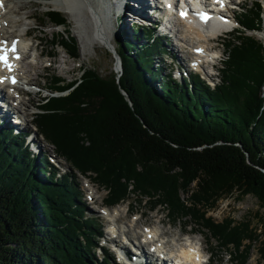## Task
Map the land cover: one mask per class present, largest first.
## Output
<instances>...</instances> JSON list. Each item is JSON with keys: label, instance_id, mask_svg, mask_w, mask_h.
<instances>
[{"label": "trees", "instance_id": "trees-1", "mask_svg": "<svg viewBox=\"0 0 264 264\" xmlns=\"http://www.w3.org/2000/svg\"><path fill=\"white\" fill-rule=\"evenodd\" d=\"M261 6L240 9L212 86L192 73L180 82L164 75L152 62L163 39L144 27L116 40L117 79L89 67L66 83L51 76L31 126L67 164L63 175L0 126V264H110L92 258L96 223L82 217L71 175L102 189L105 205L131 196L171 222L187 217L239 264L261 238L255 250L264 264V228L206 216L232 195L253 196L264 213V46L247 34L260 32ZM44 18L62 26L51 44L77 56L66 19L52 9Z\"/></svg>", "mask_w": 264, "mask_h": 264}, {"label": "rangeland", "instance_id": "rangeland-1", "mask_svg": "<svg viewBox=\"0 0 264 264\" xmlns=\"http://www.w3.org/2000/svg\"><path fill=\"white\" fill-rule=\"evenodd\" d=\"M56 1L57 0H24L22 2H28L30 6L24 12L22 11L17 15L11 14L10 16H8L10 19L21 20L20 25H18L13 29H7L3 25H1V28H3L2 31H5L4 36H6L7 39H10L18 35L20 36L24 35L26 29L30 28L29 29L30 31H27L26 37L22 36L24 42L22 46L23 47L25 46L24 47L25 49L22 50L23 61H20V63L18 64L17 72H19L20 74L21 73L25 74V75L21 74V77L29 81V83H26L27 85L24 84L20 86L22 89H28V91L31 94H29L28 96L20 95V97H18L24 102V105L23 106L18 105L17 111L14 115H16V118H20L21 120L25 121L24 125L22 126L23 130L27 129L30 133H33L34 135L32 140L36 142L35 147L33 146L32 140H29L30 143L28 145L27 150L28 152L31 150V148L38 150L37 155L36 154H32V156L30 155L31 157L35 158L36 161L41 156V154H43V156L45 157L50 156L53 150L52 146L43 142L42 141L43 139L38 135V133L34 132V130L31 127L32 122L30 116L32 112L36 113L37 103H39L41 99H45L48 96H50L49 89H46L50 77L55 76L58 77L59 79H63L65 83L70 82L74 79H77L81 74V71L83 69H86L87 67L92 68L101 77L108 75L109 73H114V74L118 73L119 75V72L117 70L120 69H118L115 64L117 56H115L116 54L112 50V48L116 46L115 45L116 40L122 34L123 35L125 34L124 36L125 38H127V40H131V33L129 31L131 26L133 28L134 27L139 28L140 26L139 23H137L136 21L130 22L129 20H127V17L124 16L125 13H122L121 16L118 15L119 18H116L114 15L112 17V15H110L112 14V8L110 10L108 9L109 15L108 14L105 15L106 11H104L105 14H103V11L101 10L102 11L101 12L97 6L98 3H100V0H92V6L97 11L98 13L97 16L100 17L99 20L102 25L103 31L105 33V36L110 41L109 47L111 49L110 48L108 49V47L102 46L96 41V38L94 36V29H93L94 22H92L91 20L92 15L89 14L88 10L85 9L84 12H77V16L74 17L73 13L67 11V9H65L64 7L63 8L65 9V12L68 15L62 11L59 10L57 11V8L59 6L60 7L62 6L56 5L55 4ZM103 1L104 0H102V3ZM255 1L256 0H241V1L235 0L233 2V5L237 9L235 10L236 12H234L233 14L236 15L238 10H239L238 12L239 14L240 9L242 8L243 5L247 3L251 4L254 3ZM259 1L261 2L262 4L261 7L263 8L262 9L263 20H262V25L259 29L260 32H252V33L248 32L247 34L254 37V39H256L257 41H260L264 46V0H259ZM239 2L241 3V5L238 6L237 3ZM12 7L13 4L7 5L5 12H8V14L10 12L12 13ZM48 9H52V11L59 12L66 19V23H67L66 30H68L69 35L72 36L76 41L75 47L77 48V56H75L73 59L69 58L70 57L69 55H65V52L61 47L53 46L51 44V41H53L55 38L56 30H59V28L61 29L62 26L56 28L55 30L54 28L55 25H53L51 22H47V20L44 18V12ZM30 13H32L33 15L29 19H26V17ZM129 17L131 18L130 14ZM233 24L234 23H232V25ZM143 25H145L144 28L151 29L152 33L155 36V33L153 31L154 26L151 25L150 22L145 23ZM154 25L157 24L154 23ZM181 29H182L181 31L182 34L178 32H174L172 36L170 33H165V32L158 33V35L163 38L164 41V42L162 41L163 47L160 49V53L158 57L152 59V62L154 65H157L158 67L162 68L164 75L170 74L171 71L170 75L174 76L175 67L178 68L181 67L180 68L181 73L182 72H184L185 74L188 73L189 68L187 66L190 65V62L193 60V57L190 55L192 46L198 47V45L200 44H205L210 49L213 48L216 50V52H218V55L220 56L221 59L220 61L224 60V52L222 50V45L220 43L221 42L223 43V40L229 37L231 33L229 34L226 33L224 35L220 34L215 39L216 41L212 43L210 42L208 44L205 43L202 39H198L194 37V35H191L190 38V40L192 41L191 43L189 38H185L187 34H185L184 32H186V30L183 28ZM121 37L122 40L125 41V38L123 36ZM32 45L33 47H31ZM32 48L34 50L36 49L38 51V54H36V51H33ZM50 52L52 54H50ZM41 54L42 56L38 57ZM220 61H213L216 69L219 67ZM205 71L207 74H205ZM198 72L204 79H206L208 85L210 86L212 85V83L217 82L218 80V75H219L218 72L216 77H209V79L207 78V75H210V70L207 67H204V70L202 69V71L200 70ZM24 79L23 81H25ZM1 89L7 93L6 96L10 94V92L6 88L1 87ZM6 96L4 98H6ZM5 100L6 99H4V101ZM4 101L2 102L3 104ZM6 122L10 125L12 124L9 122V120H7ZM37 146H39L40 149H38ZM47 164L50 165L48 162ZM59 164L61 167H58L59 168L57 170L58 176L63 175L65 172H67L68 169L67 164L64 163L63 165L61 162H59ZM54 169L56 168L54 167ZM74 180L76 185L80 187L79 189L81 195L78 198L80 200V206L83 207L82 217L87 219H92L93 221H95L96 227L95 230H93L94 231L93 234L103 236V233L110 229V227L108 228L105 227V223L102 220L103 216L102 214H100L102 213L101 209L98 208V205L101 202V200L105 198L104 191L98 188L96 184H91V182H89L88 179H85L83 177L71 175V181L73 184H74ZM76 189L77 188H75L73 185L74 194L78 191V189L77 190ZM234 196L235 195H232L225 199H221L213 208H210L207 211L206 216H209L210 218L215 220V222H219L220 220L227 217L228 219H230V221L233 224H238L243 221L244 222L249 221L250 226L252 228L256 227L259 229V231L262 230L264 228V213L257 206L258 203L256 199L251 195H246V196L244 195L241 198H238L239 200L237 201L234 198ZM180 197L184 199L186 196L184 194H180ZM79 200H77V203ZM113 208L115 209V211L118 210L119 213V215L117 216L119 218V220L117 221L119 222L118 229H120L121 230L120 232H122L127 224L128 228L130 229L126 231L129 234V236H131L129 237L130 238L129 241V240H125L124 238L120 237L117 234L115 241L125 242V244L129 248L131 247L133 248L132 243H134V238L138 233V229L135 230V228H131L133 227L132 224H134V226L136 227H138L139 225H144V226L153 225L154 227H156L157 230L160 229L161 233H166V235L163 236H165V238L167 239L168 245L171 246V249L177 248V246L179 245L178 240L181 239L180 236H182L183 233H192L194 235V238L200 242L202 250L208 253V254L206 253V255L204 256L206 257L207 255L212 254L210 256V262L208 260V264H220V263L222 264L223 262H226L229 259L227 254L228 251L216 247L217 245L215 244V242H213L212 240L209 241L207 239V235L205 234L206 231L201 230L200 227L194 225L187 217L179 218L174 222H171L166 217V211L164 209H160L159 207H156L153 211H148L149 205L147 203L143 201L139 202L138 198L131 196H129L126 200L120 202L117 206H114ZM130 215L132 216L131 220L129 219ZM135 219H138V221H136ZM114 234L115 232L113 233V235ZM177 237L180 239H178ZM260 240L261 238L259 239V241ZM182 241L184 240L182 239ZM182 241H180V243ZM102 242L103 239L101 237L97 241L94 238L92 243L94 247H96L97 249L94 250L92 256L93 260L98 262L99 258L102 256V257H106L111 262V264H116L115 263L116 257H118L117 250L115 249V247H113V245H109L106 243L105 245H103ZM258 242L255 241L253 246L250 248L248 253V260L246 261L245 264H262L260 263V260L258 259L255 250V248L258 247ZM100 246L105 247L104 249L106 250L102 248L101 250ZM124 247H125V251L128 250L126 246ZM232 264H239V262L234 260L232 261Z\"/></svg>", "mask_w": 264, "mask_h": 264}, {"label": "bare ground", "instance_id": "bare-ground-1", "mask_svg": "<svg viewBox=\"0 0 264 264\" xmlns=\"http://www.w3.org/2000/svg\"><path fill=\"white\" fill-rule=\"evenodd\" d=\"M22 1H24V0H2L3 6L1 5V7H0V12H1L0 18H1V23H2V25L5 28H7V29H13V28L17 27L18 25H20L21 20L10 19L8 16H10L11 14L12 15H17V14L21 13L22 11L24 12L30 6V4L28 2H22ZM152 1L153 0H104L103 3H102V0H100V3H98L97 6H98V9H100V11L101 10L103 11V14H105L104 11H106V14L105 15H107V14L109 15L108 9L110 10L112 8V14H110V15H112V17L115 14H121L122 15V12H123V13H125L124 16L127 17V20H129L130 22L136 21L137 23H139L140 25H142V24L151 22L150 21V18H151V16H153L152 11L156 12L154 10V9H156L155 7L152 9ZM200 2H202V0H200ZM126 3L130 5V8L129 9H126V7H125V4ZM11 4H13L12 13L10 12L8 14V12H5V10L7 8V5H11ZM55 4L58 5V6L59 5L62 6V7L59 6L57 8V11L59 10V11L64 12L65 14H67L65 12V9H67V11H70L71 13H73V16L74 17L77 16V12H84L85 9L88 10L89 14L92 15V18H91L92 22H94L93 29H94V36L96 38V41L100 45L106 46V47H108V49L110 48L109 47L110 41L105 36V33L103 31L102 25H101L100 20H99L100 17L97 16L98 13H97V11L92 6V0H57L55 2ZM5 5H6V7H5ZM88 7H90L92 10L90 8H88ZM104 9H106V10H104ZM129 14L131 15V18L129 17ZM32 15L33 14L30 13L26 17V19H29ZM231 16L234 17V15H231ZM157 18H155V19H157ZM171 27L172 28H174V27L177 28L178 27L177 29H175L174 32H178L180 34H182V32H181L182 29L181 28H183V29L186 30V32H184V33L187 34L185 36V38H189V40H190L191 35H194V37H196L198 39H202L207 44L210 43V42L211 43L214 42V40L218 37V35L223 34L227 30L226 24L225 25H223V24L215 25L213 23H208L207 26L197 27V26H194V23L193 22L185 23L184 21H179V20H176L175 21V24H172ZM2 29L3 28L0 29V43H2L3 41H8V40H12V39L17 38V39H19V40H17V45L19 46V48L21 49V51L23 49H25L24 48L25 46L24 47L22 46L23 43H24L23 42V39H22V36L23 37L26 36L27 31H30V30H27L24 35H21V36L18 35V36L12 37L10 39H7L6 36H4L5 35V33H4L5 31H2ZM191 43H192V41H191ZM186 46H187V44H186ZM31 47H33V45ZM188 48H189V46H188ZM191 48H192L191 51H194L196 49H199V50L201 49V50H205L211 56L218 55V52H216L215 49H213V48L210 49L205 44H200V45H198V47H193L192 46ZM208 48H209V51H207ZM32 50L33 51H36V54H38V51L36 49L34 50L32 48ZM22 53H23V51H22ZM190 55L193 57V61H195V62L201 60V57H202L200 55L199 56H195L192 53H190ZM40 56H42V54L39 55L38 57H40ZM205 56H207V55H205ZM20 61H23L22 58L20 59ZM20 61H19V63H20ZM115 62H118L117 58H116V61ZM116 67H118L117 64H116ZM117 71L118 72H121V69L120 70H117ZM14 74L18 77V79L22 83L23 82L29 83V81H27L23 77H21V74L22 73L20 74L19 72H17V69L14 70ZM116 74H118V73H116ZM22 75H25V74L23 73ZM23 79L25 81H23ZM6 82H7L6 77H4V76L1 75L0 76V101H4V97L7 94L5 91H3L1 89V87L3 88V86H4L10 92V95L7 96V100L9 102H5L6 104H4V105L0 104V107H1V109H3L2 111H3L4 114H6L8 116H11L12 114H14V112L17 111V106L18 105L19 106H23L24 105V102L21 99H19L18 97H20V95H26V96H28L31 93L28 91V89H26L25 92H22L21 86L20 85H17V84L14 85V86H12V87H8L7 84H6ZM25 85H27V84H25ZM24 123H25V121L23 120V124ZM37 147H38V149H40L39 146H37ZM88 180H89V182H92L89 178H88ZM102 214L104 216H106L107 213L106 212H103ZM118 215H119L118 210L115 211V209H114L113 210V214L109 217V219H112L113 218L114 222L117 225L119 224V222H117L119 220V218L117 217ZM138 219H135V220L138 221ZM132 226L133 227H131V228H135V230H137V229H139V227L141 225H139L138 227H136V226H134V224H132ZM146 226H149L150 227L149 232L152 233L153 235H156L158 233L159 236L163 237L164 238L165 245L169 247L167 239L165 238V236H163V235H166V233H161L160 232V229L157 230L156 227H154L153 225H146ZM129 229L130 228H128V225L126 224V226H125V228H124V230L122 232H120L121 230L118 229V235L120 237H122V238L127 239V240L130 241V238L129 237H131V236H129V234L127 233V231ZM114 230H115V227L114 226H113V228H111V230L109 229V231L112 234L115 232ZM140 232H141V230H140ZM162 232H164V231H162ZM135 233H136V231H135ZM135 233H133V234H135ZM186 234H190V233H186ZM142 235L143 234H141V236ZM167 235H169V234H167ZM106 237L109 238L108 235ZM132 238H134V237H132ZM180 238H178V239H180V240H178L179 245L175 249H170V253H171V255H173L174 258H176V262L177 263H179V264H183V263L190 264L194 260L193 259L194 257L189 254V251L184 250L185 244H186V246L191 247L192 249L198 250V248H197L198 247V241L195 238H192L191 241L188 238L187 239H183L184 241H182V237L181 236H180ZM180 241H182V242L180 243ZM109 242L113 244V247H115V249H119V250H121L124 253L126 252L125 249H124V247H123V245L120 244L121 242L120 241L119 242H116L115 241V237L109 239ZM200 250H202L201 245H200ZM202 251L205 252L204 250H202ZM138 252H139V254L136 257L137 258V262H139V260H140V262L138 264H143V260L145 261L144 264H151V261L150 260H151V258H153L152 256H150L148 253H146L140 247H139V251ZM205 253H207V252H205ZM142 258H143V260H142ZM209 262H210V260H209ZM226 263L227 264H232V260L229 259V260L226 261Z\"/></svg>", "mask_w": 264, "mask_h": 264}, {"label": "water", "instance_id": "water-1", "mask_svg": "<svg viewBox=\"0 0 264 264\" xmlns=\"http://www.w3.org/2000/svg\"><path fill=\"white\" fill-rule=\"evenodd\" d=\"M115 64H117L118 65V67L117 68H119L120 69V66H119V62H116ZM116 76V79H117V77H118V74H116L115 75ZM122 95H123V97L125 98V100H127V103H128V105H130V103L128 102L129 100H128V97L124 94V93H122Z\"/></svg>", "mask_w": 264, "mask_h": 264}, {"label": "snow or ice", "instance_id": "snow-or-ice-1", "mask_svg": "<svg viewBox=\"0 0 264 264\" xmlns=\"http://www.w3.org/2000/svg\"><path fill=\"white\" fill-rule=\"evenodd\" d=\"M181 15H183V13H181ZM12 82L15 83V80H13Z\"/></svg>", "mask_w": 264, "mask_h": 264}]
</instances>
